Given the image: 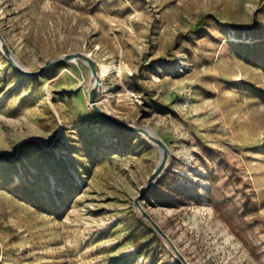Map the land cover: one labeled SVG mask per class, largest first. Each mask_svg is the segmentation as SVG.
<instances>
[{
	"label": "rangeland",
	"instance_id": "374dc122",
	"mask_svg": "<svg viewBox=\"0 0 264 264\" xmlns=\"http://www.w3.org/2000/svg\"><path fill=\"white\" fill-rule=\"evenodd\" d=\"M0 37L110 66L95 106L166 146L138 205L187 264H264V0H0ZM91 82L0 46V264H181L134 205L159 149Z\"/></svg>",
	"mask_w": 264,
	"mask_h": 264
},
{
	"label": "water",
	"instance_id": "95a60500",
	"mask_svg": "<svg viewBox=\"0 0 264 264\" xmlns=\"http://www.w3.org/2000/svg\"><path fill=\"white\" fill-rule=\"evenodd\" d=\"M0 46L2 48V51L4 55L6 56L8 62L10 65L19 73L29 76V77H35L39 74H41L44 70L57 66L59 64H63L72 60L75 61H80L83 62L87 65V67L90 69L92 79H95V85L94 87H91L90 92H89V102L92 104L94 111L103 119L111 122L113 125L125 129L131 132H139L142 133L149 141H151L153 144H155L157 147L161 149V157L159 160V163L153 170L152 174L149 176L147 179L143 189L140 191V195L138 198L134 200V205L141 217H143L156 231V233L164 240L166 245L169 247V249L174 253V255L177 257V259L181 262V264H187L185 259L180 255V253L177 251L175 246L170 242V240L167 238V236L163 233V231L155 224V222L145 213L143 212L138 205V201L143 198V196L150 190V187L152 184L160 177L161 173L165 169L166 163H167V157H168V150L166 146L153 134L150 133V130L148 128H135V127H130L124 124H121L115 120H113L110 116L106 115L103 113L101 110H99L94 103L95 96L99 92V77L96 72V66L93 60H91L88 56L77 53V54H72V55H66L63 57H60L58 59L52 60L50 62H47L42 69H40L39 72H30L25 70L17 61V59L10 53V51L7 49L6 45L3 43L1 37H0Z\"/></svg>",
	"mask_w": 264,
	"mask_h": 264
},
{
	"label": "bare ground",
	"instance_id": "6f19581e",
	"mask_svg": "<svg viewBox=\"0 0 264 264\" xmlns=\"http://www.w3.org/2000/svg\"><path fill=\"white\" fill-rule=\"evenodd\" d=\"M229 41H232V42H235V43H241V42H246V43H248L249 42V40L247 41V40H245V39H242V38H232V37H230V40ZM73 61H75V60H73ZM85 64V63H84ZM86 65V64H85ZM116 68V67H115ZM109 70H110V66L108 65V64H105V63H98V77H104V76H106L108 73H109ZM95 79H92V87H94V85H95ZM106 103V102H105ZM108 111L106 110V113H107ZM150 133L151 134H153L154 136H156L155 135V133L153 132V131H151L150 130ZM157 147V146H156ZM158 149H159V152H160V157H161V149L159 148V147H157Z\"/></svg>",
	"mask_w": 264,
	"mask_h": 264
}]
</instances>
